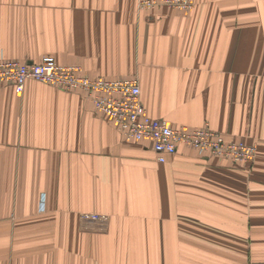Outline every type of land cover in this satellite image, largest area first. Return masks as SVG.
<instances>
[{"label": "crops", "instance_id": "1", "mask_svg": "<svg viewBox=\"0 0 264 264\" xmlns=\"http://www.w3.org/2000/svg\"><path fill=\"white\" fill-rule=\"evenodd\" d=\"M138 2L0 0V59L137 79L150 117L255 162L180 146L161 163L82 91L0 87V264H264V0Z\"/></svg>", "mask_w": 264, "mask_h": 264}, {"label": "built area", "instance_id": "2", "mask_svg": "<svg viewBox=\"0 0 264 264\" xmlns=\"http://www.w3.org/2000/svg\"><path fill=\"white\" fill-rule=\"evenodd\" d=\"M195 0H139L140 11L167 8L180 12H191ZM34 80L56 86L63 91H82L94 109L106 115L118 132L128 142H148L157 155V160L166 162L167 157L187 146L201 156L225 159L238 164H251L257 158V145L228 141L209 128H175L164 119L149 116L141 100V87L137 79L105 80L89 78L77 66H62L52 57L40 64L27 65L17 60L0 59V87L13 86L18 94L23 93L26 83ZM106 217L83 215L87 224L97 223Z\"/></svg>", "mask_w": 264, "mask_h": 264}]
</instances>
